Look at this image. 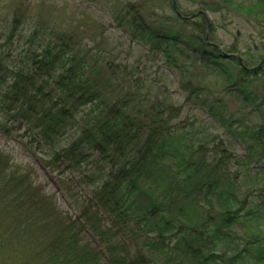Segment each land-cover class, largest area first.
I'll return each mask as SVG.
<instances>
[{
    "label": "trees",
    "instance_id": "trees-1",
    "mask_svg": "<svg viewBox=\"0 0 264 264\" xmlns=\"http://www.w3.org/2000/svg\"><path fill=\"white\" fill-rule=\"evenodd\" d=\"M198 5L246 18L262 35L250 49L264 53V0ZM197 17L194 25L177 15L146 24L127 9L119 19L130 38L176 71L186 101L206 107L243 143V159L222 143L196 140L200 129L180 119V106L150 89L140 92L137 68L82 49L75 34L50 27V38L36 48L34 33L23 40L18 59L0 51V110L50 145L58 173L79 175L68 192L86 201L80 222L0 154V264H102L103 255L109 264H264V235L233 231L251 194L240 195L238 174L229 168L233 161L246 169L251 158L264 162V54L251 63L234 45L228 52L238 56H223L205 40V17ZM19 22L16 16L13 31ZM209 73L223 78L240 106L232 110L221 94L205 95ZM252 213L247 207L243 214L251 220ZM85 228L99 246L82 242Z\"/></svg>",
    "mask_w": 264,
    "mask_h": 264
},
{
    "label": "rangeland",
    "instance_id": "rangeland-1",
    "mask_svg": "<svg viewBox=\"0 0 264 264\" xmlns=\"http://www.w3.org/2000/svg\"><path fill=\"white\" fill-rule=\"evenodd\" d=\"M199 7L198 0L178 2V10L185 16L199 11ZM127 9L146 24L155 23L160 17L165 18V16H168L169 20L174 19L176 15L169 0H0V51L11 52L18 59L26 49V47L21 48L22 41L34 33L31 38L34 41L33 48H36L39 39L50 38L48 34L50 27L67 34H75L80 39L82 49H89L93 54L102 55L117 66L128 64L132 68H137L133 70V74L139 77L142 83L140 92L144 94L150 89L158 98H167L176 106H180V119H187L188 123L193 122V127L200 129L196 140H200L208 147L222 143L224 148L240 159L248 157V150L243 143L229 136L218 121L209 115L206 107L186 101V94L179 88V76L176 71L166 66L160 55L150 52L147 45L130 38L126 33L127 28L120 26L119 17ZM205 12L209 19L207 20L209 41L220 46L225 52L234 50L235 45L240 57L248 58L251 63H256L259 54H264L251 50L253 46L259 45V37L262 35L259 36L256 26L248 23L246 18L231 13L222 15L207 9ZM16 16L20 18V22L13 31L12 21ZM200 21L198 17L189 20L191 25L199 24ZM170 23L174 24L167 22ZM185 30L190 31V25H187ZM5 40L7 45L3 46ZM250 53L251 58H249ZM204 82L207 84L206 96L211 97L212 93L221 94L229 101L230 109L235 110L240 106L241 102L236 98L233 99V95L228 93V88L220 75L209 73L204 77ZM25 130L26 126L19 120L15 121L11 114L0 110V154H6L15 164H19V171H28L29 178H34L36 183L41 184L45 194L53 195L56 206L63 213L77 217V212L81 210L80 206L85 205L86 201L84 197H72L68 190L76 183L79 175L75 171L68 170L58 173L54 167L59 164L54 165L48 156L51 152L50 145L44 144L32 131L28 134ZM249 161L247 169L236 166L235 161L229 166L232 173L238 174L237 183L241 184L240 195L251 194V203L246 206L254 212L251 220L243 214L246 208L242 209L240 212L242 222L236 224L233 230L244 237L259 232L264 235V195L262 194L264 193V162L258 165L254 158ZM80 236L82 242L90 243L94 247L99 246L91 230L85 228ZM101 263L109 264L105 255L101 257ZM251 264L255 263L251 262Z\"/></svg>",
    "mask_w": 264,
    "mask_h": 264
},
{
    "label": "water",
    "instance_id": "water-1",
    "mask_svg": "<svg viewBox=\"0 0 264 264\" xmlns=\"http://www.w3.org/2000/svg\"><path fill=\"white\" fill-rule=\"evenodd\" d=\"M172 4H173L174 9L177 11V6H176V2H175V0H172ZM201 13H202V12H201ZM195 14H196V13H193L192 16H194ZM207 25H208V23H207ZM206 39H207V36H206ZM213 45L216 46V47L218 48V50H221L219 46H217V45H215V44H213ZM223 55H224V56H236V54H233V53H231V54H229V53H224Z\"/></svg>",
    "mask_w": 264,
    "mask_h": 264
}]
</instances>
